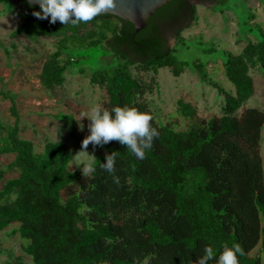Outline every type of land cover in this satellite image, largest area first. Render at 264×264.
<instances>
[{
	"label": "trees",
	"instance_id": "1",
	"mask_svg": "<svg viewBox=\"0 0 264 264\" xmlns=\"http://www.w3.org/2000/svg\"><path fill=\"white\" fill-rule=\"evenodd\" d=\"M193 1L213 3L224 13L233 0H173L139 34L131 23L109 15L76 25L71 24L75 17L53 23L51 14L34 16L40 7L25 0H0L22 21L12 36L57 38L56 50L42 67L46 89L62 86L72 66L87 74L85 62L91 57L83 51L77 56L78 51L107 49L117 65L90 76L91 84L108 94L101 113L108 110L114 118V107L135 108L151 115L150 127L158 133L148 148L147 136L137 138L142 159L119 140L92 142L93 171L84 175L72 165L64 142H46L37 152L32 141L20 137L16 97L0 90L14 118L0 119V156L14 154L9 168L18 173L4 180L0 171V231L14 226L9 235L26 242L23 251L34 264H199L209 245L215 256L206 264H217L224 244L240 245L238 264H262L264 112L245 104L255 94L251 70L264 72V29L254 24L257 40L242 53L223 51L224 74L235 87L234 93L227 92L209 77L207 64L178 55L186 42L183 29L198 22ZM253 18L243 26L250 27ZM167 29L175 36L172 48ZM132 67L154 76L168 69L176 78L191 68L200 81L224 95L223 116L199 119L185 131L160 125L143 99L152 86L135 77ZM179 105L185 117H195L190 104L180 100ZM63 118L73 132L72 117ZM108 157L113 159L111 171ZM258 247L259 255L252 257Z\"/></svg>",
	"mask_w": 264,
	"mask_h": 264
},
{
	"label": "rangeland",
	"instance_id": "2",
	"mask_svg": "<svg viewBox=\"0 0 264 264\" xmlns=\"http://www.w3.org/2000/svg\"><path fill=\"white\" fill-rule=\"evenodd\" d=\"M212 4H194L198 22L183 29L182 37L186 42L178 55L180 59L190 62L199 59L207 64L209 77L227 92L234 93L235 87L224 74L222 53H242L250 41L257 40L259 29L254 24H260L264 29V0H248L247 3L233 0L229 9H223L224 13L222 8ZM251 17H254L249 25L251 28L244 27L245 21ZM21 23L15 13L0 4V90L16 97L20 116L19 135L32 141L37 152L43 151L46 142H64L73 156L72 165L82 174L91 175L95 147L92 142L87 148L82 146L83 141L91 135V120L86 114L95 105L102 108L108 94L105 88L92 85L90 76L96 70L113 68L118 62L107 49H83L76 55L81 56L82 51L90 55V60L85 62L87 74L78 72L80 66H72L66 72V81L62 86L46 89L41 81L42 67L56 50L57 38L43 36L34 41L25 35L12 36ZM246 27L251 32L247 33ZM174 45L175 36L169 39L170 48ZM212 48L215 52L206 55L204 51ZM131 72L152 86L143 99L160 125L185 131L199 119L223 116L224 95L200 81L199 75L191 68L178 78L168 69H161L157 76L135 67L131 68ZM251 75L255 82V94L245 108L264 112V72L252 69ZM154 77L156 81L152 83ZM180 100L195 109V117L187 118L182 114ZM10 107V101L0 97V119L4 122H14ZM63 116L72 117L73 132L67 128ZM261 156L264 169V130ZM14 160V154L0 156V171H4V180L18 177V173L9 168ZM88 168L90 170L84 171ZM13 227L0 231V263L34 264L23 251L26 242L18 235H9ZM259 251L258 247L251 256L256 257ZM261 262L264 264V254Z\"/></svg>",
	"mask_w": 264,
	"mask_h": 264
},
{
	"label": "clouds",
	"instance_id": "3",
	"mask_svg": "<svg viewBox=\"0 0 264 264\" xmlns=\"http://www.w3.org/2000/svg\"><path fill=\"white\" fill-rule=\"evenodd\" d=\"M32 0H29V4ZM116 6V0H40V11L33 13L39 19L46 18L51 14L52 22L57 18L61 22L68 23L71 17H75L71 24L76 25L80 22H88L97 17L101 13L107 12ZM41 13L43 15H41ZM115 117L108 110L101 113V106L95 105L91 107L86 114L91 120L90 130L91 135L88 136L82 143L83 148H87L90 142L99 144L101 140L104 143L113 139L129 146L132 153L137 158H143L145 153L137 144V138L148 137V142L144 143V148L150 147L152 136L158 133L154 128L150 127L151 115L140 112L135 108L114 107ZM105 167V165H101ZM107 169L112 170L113 159L108 157ZM90 168L85 169L88 171ZM223 251L219 254L217 264H238L237 254L243 255V251L239 244H233L229 247L224 244ZM206 255L200 259L199 264H206L214 256L212 246L205 248Z\"/></svg>",
	"mask_w": 264,
	"mask_h": 264
},
{
	"label": "water",
	"instance_id": "4",
	"mask_svg": "<svg viewBox=\"0 0 264 264\" xmlns=\"http://www.w3.org/2000/svg\"><path fill=\"white\" fill-rule=\"evenodd\" d=\"M29 3V0H25ZM173 0H116V6L113 9H109L107 12L101 13V15H109L119 18L125 22H129L134 26L135 33L139 34L147 28L148 21L156 14V12L162 9L164 6L172 2ZM200 2H194L197 4ZM204 5L212 3H201ZM31 6L40 7V0H32ZM164 13H168L164 11ZM165 35L170 39L174 36L173 31L167 29Z\"/></svg>",
	"mask_w": 264,
	"mask_h": 264
},
{
	"label": "flooded vegetation",
	"instance_id": "5",
	"mask_svg": "<svg viewBox=\"0 0 264 264\" xmlns=\"http://www.w3.org/2000/svg\"><path fill=\"white\" fill-rule=\"evenodd\" d=\"M196 2V1H193V3Z\"/></svg>",
	"mask_w": 264,
	"mask_h": 264
}]
</instances>
